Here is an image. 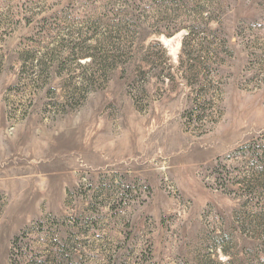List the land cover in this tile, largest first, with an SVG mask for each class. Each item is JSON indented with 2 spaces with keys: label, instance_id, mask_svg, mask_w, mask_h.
Returning <instances> with one entry per match:
<instances>
[{
  "label": "rangeland",
  "instance_id": "374dc122",
  "mask_svg": "<svg viewBox=\"0 0 264 264\" xmlns=\"http://www.w3.org/2000/svg\"><path fill=\"white\" fill-rule=\"evenodd\" d=\"M0 264H264V0H0Z\"/></svg>",
  "mask_w": 264,
  "mask_h": 264
}]
</instances>
